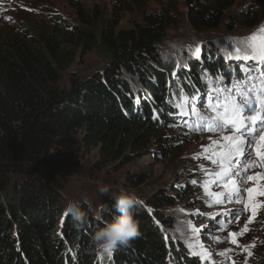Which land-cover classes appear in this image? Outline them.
Segmentation results:
<instances>
[{"label": "trees", "instance_id": "trees-1", "mask_svg": "<svg viewBox=\"0 0 264 264\" xmlns=\"http://www.w3.org/2000/svg\"><path fill=\"white\" fill-rule=\"evenodd\" d=\"M74 5V22L50 12L47 21L0 28V264H201L173 239L168 210L175 200L164 190L137 205L139 236L110 253L97 249L92 236L113 219L119 193L102 198L99 216L80 202L83 224L66 218L63 163L54 148L81 133L101 160L124 162L129 151H147L163 139V118L176 115L184 93L206 84V73L225 79L240 68L211 56L206 70L191 65L179 72L163 64L161 44L174 24L167 10L144 12L141 23L118 30L110 15L97 28L96 13ZM232 5L188 0L186 18L197 32L244 31L263 19V10L249 5L227 21ZM79 48L99 49L107 64L86 78L71 73L70 86L63 87ZM146 181L137 173L127 185L136 190Z\"/></svg>", "mask_w": 264, "mask_h": 264}, {"label": "rangeland", "instance_id": "rangeland-1", "mask_svg": "<svg viewBox=\"0 0 264 264\" xmlns=\"http://www.w3.org/2000/svg\"><path fill=\"white\" fill-rule=\"evenodd\" d=\"M231 1L233 5L226 15L227 21L249 5L264 12L261 0ZM77 3L94 16L96 13L97 28L108 15L118 30H126L141 23L144 12L162 9L171 12L174 24L167 29L160 51L163 64L179 72L191 65L206 70L207 56L240 66L244 61L230 59L237 55L234 49L241 48L240 55H244L243 49L250 43L248 37L253 33L259 34L264 27L263 13L262 21L253 29L231 32L221 26L217 30L197 32L186 18L188 0H0V28L23 26L33 20L47 21L50 12L74 22V4ZM114 4L117 5L115 9ZM229 43L231 49L227 47ZM197 46L201 48L200 54L196 52ZM249 63L256 67L255 62ZM106 64L107 59L99 49L87 51L79 48L74 65L63 75V87L70 86L71 73L86 78L93 73H102ZM130 81L132 79L128 78ZM212 87L213 90L219 88L216 85ZM205 97L206 92L203 94L204 102ZM163 119V139L157 140L147 151H129L124 162L123 159L113 163L101 160L99 149L87 145L81 133L55 147L54 156L63 163L60 174L65 207L70 201L84 202L98 215L102 198L106 195L127 190L142 200L149 194L164 190L175 200L168 210L175 219L170 233L173 239L183 242L192 255L197 253L195 256L199 257L201 264H251L254 259L264 262V194H261L264 193V157L261 162L252 163L241 158L238 166L231 165L233 171L225 179L217 174L221 170L219 154L225 143L222 137L230 135L229 131L193 130L194 127H188L182 119ZM262 136L264 127L257 126L253 143L264 142ZM217 140L219 143H214ZM253 154L252 151L249 159ZM213 159L218 163L213 164ZM249 164L251 166H247ZM237 170L242 175H235ZM137 173L147 181L140 189H130L128 176ZM233 180L242 189L241 193L233 199L220 195L232 190ZM100 186H108L109 193L101 194ZM248 189L253 190L251 198ZM249 205L253 206L249 209Z\"/></svg>", "mask_w": 264, "mask_h": 264}, {"label": "snow or ice", "instance_id": "snow-or-ice-1", "mask_svg": "<svg viewBox=\"0 0 264 264\" xmlns=\"http://www.w3.org/2000/svg\"><path fill=\"white\" fill-rule=\"evenodd\" d=\"M261 2L264 3V0ZM248 41L250 43L246 44L243 49L245 54L240 55L242 49L235 48L234 51L237 55L230 59L241 62L253 61L257 66L255 68L245 66L240 69L245 75L237 77L239 83L227 88L214 89L207 103L204 102L203 97H201L199 105L196 104L195 99H192L188 104L190 111L184 113L185 116L189 114L199 116L198 125L193 130L214 133H223L227 130L232 133L222 137L225 143L223 151L219 154L221 170L217 175L225 179L233 171L231 165L238 166L241 163V158L245 161L249 160L252 149L250 140L246 138L255 139L256 127H264V106H261L264 105V100L260 99V97H264V72L260 71L261 68H264V27L260 29L259 34L250 35ZM227 47L231 49L232 45L229 43ZM248 51L251 52L250 55L247 54ZM196 52L201 53L199 46H197ZM210 112L211 115H209ZM261 139L264 140V136ZM214 143H219V140ZM212 163H218L217 159H213ZM235 175H242V172L237 170ZM248 179H253V177H248ZM236 183L233 180L232 190L220 195L228 199L236 198L242 191L236 186ZM252 191V189H248L250 198ZM65 217L70 218L68 213H65ZM193 255H197V253L194 252Z\"/></svg>", "mask_w": 264, "mask_h": 264}, {"label": "clouds", "instance_id": "clouds-1", "mask_svg": "<svg viewBox=\"0 0 264 264\" xmlns=\"http://www.w3.org/2000/svg\"><path fill=\"white\" fill-rule=\"evenodd\" d=\"M98 190L101 194L110 191L108 186H100ZM139 203V197L127 190H121L114 197L111 205L115 213L113 219L105 221L103 227L98 228L92 236V242L97 249L110 253L140 235V224L135 214ZM65 212L77 225L87 221V213L82 209L79 201H70L65 207Z\"/></svg>", "mask_w": 264, "mask_h": 264}, {"label": "bare ground", "instance_id": "bare-ground-1", "mask_svg": "<svg viewBox=\"0 0 264 264\" xmlns=\"http://www.w3.org/2000/svg\"><path fill=\"white\" fill-rule=\"evenodd\" d=\"M246 139L250 140V143H252L251 149L254 152L252 159H249L248 162L252 163V162L259 161V160L261 162V159L264 157V154L262 153V149L260 147H257V146H260L264 142H258L257 141L256 143H253L255 141L254 139H251V138H246ZM253 145H255L256 148Z\"/></svg>", "mask_w": 264, "mask_h": 264}]
</instances>
